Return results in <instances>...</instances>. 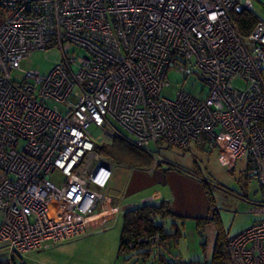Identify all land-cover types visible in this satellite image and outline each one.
<instances>
[{
    "label": "built area",
    "instance_id": "1",
    "mask_svg": "<svg viewBox=\"0 0 264 264\" xmlns=\"http://www.w3.org/2000/svg\"><path fill=\"white\" fill-rule=\"evenodd\" d=\"M252 9L251 0H0L5 264L116 211L107 193L116 164L96 149L91 125L145 150L152 167L174 166L148 150L160 142L209 144L228 169L244 159L258 185L256 219L228 238L225 264H264V22L242 37L231 18ZM51 47L59 61L48 73L20 69ZM14 70L24 73L20 82ZM170 70L193 74L201 93L163 95Z\"/></svg>",
    "mask_w": 264,
    "mask_h": 264
},
{
    "label": "rangeland",
    "instance_id": "2",
    "mask_svg": "<svg viewBox=\"0 0 264 264\" xmlns=\"http://www.w3.org/2000/svg\"><path fill=\"white\" fill-rule=\"evenodd\" d=\"M253 10L264 22V0H251ZM81 54V52H78ZM59 61V51L56 47L36 50L20 61L22 71L37 70L42 74L48 73ZM14 70L11 78L20 82L24 73ZM168 82L162 94L173 98L179 88H183L194 95H199L202 83H194V75L184 77L181 72L170 70L166 76ZM234 86L242 87L241 81H234ZM91 138L98 146L110 145L113 136L103 129L91 125L88 128ZM205 147L190 143L185 150L168 147L163 142L150 143L148 150L185 168L196 170L199 167L202 178L213 181L220 187L211 188V196L218 210L220 224L227 236L247 228L252 224L254 214L250 203L259 200L258 185L254 180H247L245 160H238L233 169H228L218 159V153L209 144ZM109 159V158H108ZM49 179L58 183L61 176L57 173L49 174ZM222 188V189H220ZM189 220V219H188ZM122 224V213L115 214L112 219L105 220L99 227H90L86 233L73 238L50 244L36 250H30L21 256H16L22 264H160L157 258L150 256L141 262L134 255L128 259L117 255L119 236ZM206 243H201L200 229L195 227L194 221H187L181 229L182 237L178 244L163 253L171 263L188 261H209L214 239V226L207 224L204 228ZM127 258V256L125 257Z\"/></svg>",
    "mask_w": 264,
    "mask_h": 264
},
{
    "label": "trees",
    "instance_id": "3",
    "mask_svg": "<svg viewBox=\"0 0 264 264\" xmlns=\"http://www.w3.org/2000/svg\"><path fill=\"white\" fill-rule=\"evenodd\" d=\"M231 18L242 37H247L254 26L258 16L254 10H244L240 13H231ZM112 144L98 146L96 149L115 164L142 165V159L149 161L150 155L125 141L113 137ZM177 170L185 171L196 176L197 170L191 171L174 163L171 166ZM247 170L246 177H247ZM198 176H201L198 174ZM202 177V176H201ZM203 181L207 189L210 212L205 218L197 220V227L203 229L207 224L215 226V241L209 261H188L177 264H225L228 258L227 240L228 236L220 224L218 210L215 207L212 196V186L207 182H213L205 178ZM248 180V179H247ZM170 219L169 227L164 226V221ZM178 221V222H177ZM182 219L171 209L167 201L158 204H141L128 208L122 213V226L119 236L117 255L125 260L136 255L141 262H145L150 256L157 258L160 264H176L167 260L165 250H169L181 238ZM127 256V258H125ZM0 264H5L0 261Z\"/></svg>",
    "mask_w": 264,
    "mask_h": 264
},
{
    "label": "crops",
    "instance_id": "4",
    "mask_svg": "<svg viewBox=\"0 0 264 264\" xmlns=\"http://www.w3.org/2000/svg\"><path fill=\"white\" fill-rule=\"evenodd\" d=\"M4 15L5 13L0 11V24ZM195 169L199 171V167L196 165ZM198 174L201 175V172ZM203 183L193 174L177 170L167 163H160L156 167H152L151 157L149 161L142 159V165L116 164L107 191L111 204L116 208V211L92 222L87 230L90 227H99L105 220L112 219L115 214L123 213L128 208L146 203L158 204L161 201L169 203L172 211L182 219L183 225L187 219V221H194L195 227L200 229L197 227V220L205 218L210 212L207 189ZM255 219L254 216L253 221ZM170 223L171 220L166 219L164 226L167 228ZM205 226L200 229L204 236ZM215 232L214 226L213 245ZM178 242L179 240L175 246ZM7 253V248H0V261L6 259Z\"/></svg>",
    "mask_w": 264,
    "mask_h": 264
},
{
    "label": "water",
    "instance_id": "5",
    "mask_svg": "<svg viewBox=\"0 0 264 264\" xmlns=\"http://www.w3.org/2000/svg\"><path fill=\"white\" fill-rule=\"evenodd\" d=\"M200 236H201V243L204 245L205 244V237H204L202 231H200Z\"/></svg>",
    "mask_w": 264,
    "mask_h": 264
},
{
    "label": "flooded vegetation",
    "instance_id": "6",
    "mask_svg": "<svg viewBox=\"0 0 264 264\" xmlns=\"http://www.w3.org/2000/svg\"><path fill=\"white\" fill-rule=\"evenodd\" d=\"M215 184H216V183H215ZM216 187L219 188L220 186H219L218 184H216ZM220 189H222V188H220Z\"/></svg>",
    "mask_w": 264,
    "mask_h": 264
}]
</instances>
